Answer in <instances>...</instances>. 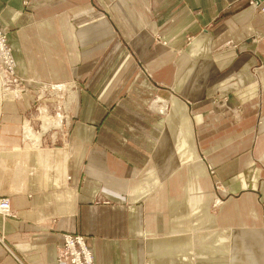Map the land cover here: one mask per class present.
Listing matches in <instances>:
<instances>
[{
	"label": "crops",
	"instance_id": "1",
	"mask_svg": "<svg viewBox=\"0 0 264 264\" xmlns=\"http://www.w3.org/2000/svg\"><path fill=\"white\" fill-rule=\"evenodd\" d=\"M262 7L0 0V264H71L66 234L95 264H264ZM44 91L73 93L59 142L26 137Z\"/></svg>",
	"mask_w": 264,
	"mask_h": 264
},
{
	"label": "built area",
	"instance_id": "2",
	"mask_svg": "<svg viewBox=\"0 0 264 264\" xmlns=\"http://www.w3.org/2000/svg\"><path fill=\"white\" fill-rule=\"evenodd\" d=\"M13 70L14 62L11 49L7 44V36L0 25V74L4 76L6 83L11 84L15 80ZM9 210V200L1 198L0 213L8 214ZM63 239L64 253L69 257L71 264H95L92 252L88 249L83 236L66 234Z\"/></svg>",
	"mask_w": 264,
	"mask_h": 264
},
{
	"label": "rangeland",
	"instance_id": "3",
	"mask_svg": "<svg viewBox=\"0 0 264 264\" xmlns=\"http://www.w3.org/2000/svg\"><path fill=\"white\" fill-rule=\"evenodd\" d=\"M59 87L60 86H58L57 88H59ZM62 88H63V86H61V89ZM63 90H65V89L63 88ZM44 92L47 93V91H44ZM55 92L57 95L53 94V93H47V94L44 93V95L42 97H45V96L53 97V98H55V100L56 99L61 100L62 103L60 102V104H59V101H57L58 104L57 103L54 105H48L47 104L48 109L46 110L45 108H42L41 112H40V106H42V105L37 104L36 106L32 107L30 115L33 116L35 114L36 118L34 119V121H27V123H26L27 126H25V127H27V130H28V132H26L28 137H29V130H30V132H32L34 130L35 131L40 130V133H44L45 131H47L50 134H52L51 137L54 139V142H59L62 140L63 135L60 136V134H65L66 128L68 127V120L67 119L69 118L70 110L72 109V104H69V102H70V99L72 98V97L70 98V96H72L73 93H71V95H68L66 93V91H59V92L55 91ZM67 97H69V98L67 99ZM63 99H65V100H63ZM165 106H166V104H165ZM67 107H69V108L66 109ZM54 116H56V117H54ZM58 116L59 117L61 116V117L59 118ZM44 117H48V118H45L43 120ZM50 117H53V118H50ZM59 120H62V121H59ZM55 121L58 122V124H56ZM31 127L34 128V130H32ZM47 132H45V133H47ZM54 135L56 137H54ZM221 188H222V190H224L222 185H221ZM220 202H221V199L217 198L216 201L214 202V206H216L217 204H220ZM145 262H148V261H145Z\"/></svg>",
	"mask_w": 264,
	"mask_h": 264
},
{
	"label": "bare ground",
	"instance_id": "4",
	"mask_svg": "<svg viewBox=\"0 0 264 264\" xmlns=\"http://www.w3.org/2000/svg\"><path fill=\"white\" fill-rule=\"evenodd\" d=\"M263 8V7H262ZM264 10V9H263ZM13 72H14V70H13ZM5 84H6V80H5V78H4V76H2L1 74H0V100H2V99H12V98H15V97H17L18 96V94H19V91L17 90V89H13V90H11V89H7V88H5L4 86H5ZM68 93V92H67ZM59 117V116H58ZM61 117V116H60ZM59 117V118H60ZM57 121V120H56ZM55 121V122H56ZM59 121H62V120H59ZM56 124H58V122H56ZM27 130V129H26ZM26 132H28V130L26 131ZM25 134V133H24ZM26 137H28V135L26 136ZM29 138V137H28ZM218 202V201H217ZM216 205V204H215ZM145 264H149L148 262H144Z\"/></svg>",
	"mask_w": 264,
	"mask_h": 264
},
{
	"label": "water",
	"instance_id": "5",
	"mask_svg": "<svg viewBox=\"0 0 264 264\" xmlns=\"http://www.w3.org/2000/svg\"><path fill=\"white\" fill-rule=\"evenodd\" d=\"M259 1V0H258Z\"/></svg>",
	"mask_w": 264,
	"mask_h": 264
}]
</instances>
